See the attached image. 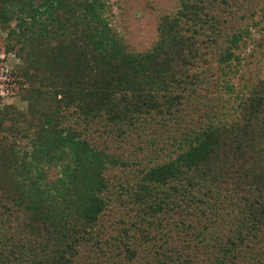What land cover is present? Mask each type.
<instances>
[{"label":"trees","instance_id":"1","mask_svg":"<svg viewBox=\"0 0 264 264\" xmlns=\"http://www.w3.org/2000/svg\"><path fill=\"white\" fill-rule=\"evenodd\" d=\"M261 1L177 0L139 50L110 0H0V264H264Z\"/></svg>","mask_w":264,"mask_h":264},{"label":"rangeland","instance_id":"2","mask_svg":"<svg viewBox=\"0 0 264 264\" xmlns=\"http://www.w3.org/2000/svg\"><path fill=\"white\" fill-rule=\"evenodd\" d=\"M110 4L112 26L126 42L142 50L151 45L158 19L163 14L173 11L177 7V0H110ZM253 11L254 20L261 22V26L264 27V0L253 6ZM6 32L0 28V87L5 85L7 90V93H0V108L3 105H13L20 110H25L26 103L20 101V93L11 90L13 79L11 71L21 65V61L14 51L7 52L9 43ZM252 35L258 42L264 38V30L262 33H256L254 30ZM251 49L252 47L245 54L244 67L246 65L254 68V65L261 61L260 53L250 56Z\"/></svg>","mask_w":264,"mask_h":264},{"label":"built area","instance_id":"3","mask_svg":"<svg viewBox=\"0 0 264 264\" xmlns=\"http://www.w3.org/2000/svg\"><path fill=\"white\" fill-rule=\"evenodd\" d=\"M2 80V79H1ZM3 81H4V79H3ZM4 92H6L7 93V90H6V86L5 85H3V87H0V93H4Z\"/></svg>","mask_w":264,"mask_h":264}]
</instances>
